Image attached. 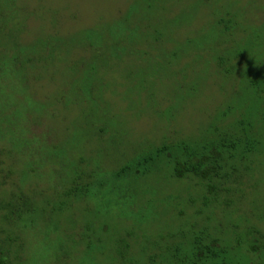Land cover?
I'll return each mask as SVG.
<instances>
[{
  "label": "rangeland",
  "instance_id": "374dc122",
  "mask_svg": "<svg viewBox=\"0 0 264 264\" xmlns=\"http://www.w3.org/2000/svg\"><path fill=\"white\" fill-rule=\"evenodd\" d=\"M225 8L239 17L243 16L239 9L244 10L256 26L264 24V0H0V71L9 66L22 68L15 76L0 74V169L7 164L14 172L13 181L54 200L52 186L60 175L69 176V162L77 166L84 160L93 169L104 167L106 174L99 178L109 182L98 200H74L54 218L45 213V218L31 224L23 253L28 264H120L125 246L119 241L127 240L129 232L136 236L137 253L145 257L153 252L145 241L173 229L169 223L177 210L164 197L167 192L186 193L185 189L179 190V183L168 186L166 174L159 173L145 184L144 180L115 183L114 170L125 164L124 157L134 149L148 146V140L160 145L165 138L193 135L216 115L226 98L221 81L211 71L205 82L203 61L198 60L201 54L187 40L204 42L212 32L215 12ZM124 16V28H117L115 23ZM89 28L105 40L117 37L127 45L117 52L99 45L87 48L90 55L100 52L107 58L91 83L84 84L77 79L82 72L77 58L80 48L87 45L77 33ZM251 28L247 27L246 34H254ZM155 34L162 43L145 42ZM52 36H59L62 43L48 58L50 51L46 53L41 46ZM131 40H139L141 54ZM16 44L17 53L13 51ZM181 47L186 53L179 65L187 76L184 82L187 86L192 81L204 84L200 96L181 101L176 113L166 112V118L176 117L168 123L152 113L151 107L167 96L173 103L175 67L171 66L175 64L169 53ZM31 50L41 53L33 66L26 58ZM145 77L152 78L139 97V82ZM168 100L158 111L172 106ZM101 129L103 136L98 140ZM15 136L21 142L15 144ZM42 141L57 147L43 146ZM116 184L120 191H113ZM11 192L9 188L0 191V200ZM130 196L144 199L136 204ZM258 199L264 209V185L248 194L245 206ZM39 200L41 204L46 199ZM146 200L154 201L152 207H147ZM87 221L97 224L91 244L78 241Z\"/></svg>",
  "mask_w": 264,
  "mask_h": 264
},
{
  "label": "trees",
  "instance_id": "16d2710c",
  "mask_svg": "<svg viewBox=\"0 0 264 264\" xmlns=\"http://www.w3.org/2000/svg\"><path fill=\"white\" fill-rule=\"evenodd\" d=\"M239 10L242 17L229 8L219 14L215 12L208 38L199 44L192 38L187 40L193 51L201 54L198 60L203 61L205 82L211 71L221 81V90L226 98L216 115L193 135L165 138L160 145L148 140V146L134 149L124 157L125 164L114 170L112 178L118 180L115 183L144 180L145 184L153 174L159 173L166 174L168 186L179 183V190L186 191L179 195L165 194L164 201L174 206L177 214L169 223L173 229L145 241L153 252L141 257L137 253L136 236L129 232L127 240L119 241L125 246L123 253L119 254L120 264H264V209L259 207V199L245 206L248 194L257 192L264 185V24L256 26L255 22L248 20L244 10ZM120 19L115 26L123 29L125 16ZM247 27H252L253 35L246 34ZM93 30L89 28L77 33V37L83 36L82 40L87 45L80 48L81 54L77 58L82 69L77 79L84 84L91 83L92 76L107 58L100 52L90 55L87 48L99 45L117 52L126 50L124 46L127 45L117 37L105 40L99 31ZM149 37L142 38L148 44L162 43L156 34L151 40ZM60 39L52 36L42 43L41 49L46 53L50 51L48 58L56 45L60 41L62 43ZM131 41L139 47V40ZM68 43L63 41V45ZM138 47L136 51L141 54ZM183 48L169 53L175 64L171 66L175 67L172 70L175 82L171 97L173 103L167 96L151 107L152 113H157L161 121L168 123L176 117L166 118V112L176 113L181 101L184 104L200 96L204 84L192 81L187 86L184 82L187 76L179 67L186 54ZM18 49L16 44L13 51L17 53ZM39 56L41 53L31 50L26 55L27 63L37 64ZM19 69L22 68L5 67L0 74L15 76L14 72ZM150 78L140 80L139 97L147 89L145 85ZM166 100L172 106L164 112L158 111ZM102 130L97 133L98 140L102 139ZM13 140L15 144L21 142L16 136ZM41 143L57 147L48 141ZM2 154L0 151L1 157ZM101 174H106L104 167L93 169L84 160L77 166L69 162L66 174L69 176L60 175L52 186L56 196L54 200L45 198L41 195L43 192L38 193L34 188L31 191L26 189L25 183L13 181L14 172L8 169L7 164L1 168L0 191L9 188L12 192L7 199L0 200V264H28L23 253L26 250L25 234L31 229V224L39 217L45 218V213L52 216L62 212L74 200L90 202L101 198L109 184L99 178ZM112 189L120 191L121 188L116 184ZM40 197L46 199L41 204L38 202ZM129 198L136 204L144 199L140 196ZM151 201L146 200L147 207H152ZM135 203L132 206H137ZM96 226L90 221L85 222L80 228L81 240L78 241L94 242L92 229Z\"/></svg>",
  "mask_w": 264,
  "mask_h": 264
}]
</instances>
